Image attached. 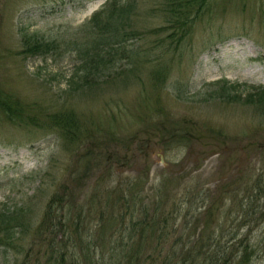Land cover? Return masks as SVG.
I'll return each mask as SVG.
<instances>
[{"label": "rangeland", "instance_id": "rangeland-1", "mask_svg": "<svg viewBox=\"0 0 264 264\" xmlns=\"http://www.w3.org/2000/svg\"><path fill=\"white\" fill-rule=\"evenodd\" d=\"M112 1L0 0V96L22 117L0 107V264H88L81 247L95 264H264V100L246 99L264 88V0H122L130 57L87 74ZM26 35L54 47L33 55ZM66 113L81 138L53 125Z\"/></svg>", "mask_w": 264, "mask_h": 264}, {"label": "trees", "instance_id": "trees-1", "mask_svg": "<svg viewBox=\"0 0 264 264\" xmlns=\"http://www.w3.org/2000/svg\"><path fill=\"white\" fill-rule=\"evenodd\" d=\"M121 1L122 0L112 1L109 6L104 8V10L107 11L104 16L100 15V13H96L91 19L92 25L89 27V30L92 32L93 38L90 41V46L86 45V49L83 51V55L85 56L82 60L84 68L88 71L87 74L92 73L94 70H97L103 66H106L110 61L113 62L116 59H128L130 57V50L126 48L125 43L128 42L131 33H133L129 28L131 19L130 15L132 13V3H129V1L121 3ZM175 16L174 23L175 25L177 23L179 28H183L190 22V16L185 12L180 11V14ZM175 25L174 27H176ZM33 37L34 36L26 35L24 38V43L33 46L29 51L33 55L49 52L54 47V43L51 41H34ZM156 74L159 81H161L163 79L161 77L162 71L158 70ZM257 90L258 91L255 93L249 92L247 94L246 99L249 102L257 101L258 96L260 100H264V88H259ZM0 107L4 108L12 120L17 121L22 118L19 115V110L16 103L12 104L8 99H5L1 96ZM51 121L55 127L60 129L62 136L67 140L68 138H81L78 120L74 114H56L52 116ZM126 209H129L128 205ZM75 242H81L80 246L88 247L87 241L83 236ZM81 251L87 256L88 264L89 262L90 264H95L92 256H90V251L86 253L82 247ZM210 252L211 254L208 255L209 264H232L234 261V256L231 254L232 250H230L228 253H226V250L222 249H219L218 251L213 250ZM125 264H129V261H127Z\"/></svg>", "mask_w": 264, "mask_h": 264}, {"label": "bare ground", "instance_id": "bare-ground-1", "mask_svg": "<svg viewBox=\"0 0 264 264\" xmlns=\"http://www.w3.org/2000/svg\"><path fill=\"white\" fill-rule=\"evenodd\" d=\"M92 8H94V6Z\"/></svg>", "mask_w": 264, "mask_h": 264}]
</instances>
